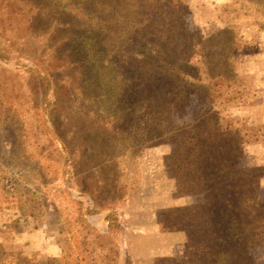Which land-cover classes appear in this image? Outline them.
<instances>
[{"label": "rangeland", "instance_id": "rangeland-1", "mask_svg": "<svg viewBox=\"0 0 264 264\" xmlns=\"http://www.w3.org/2000/svg\"><path fill=\"white\" fill-rule=\"evenodd\" d=\"M3 1V247L37 259L62 257L63 248L75 259L85 248L86 258L98 264H197L205 224L199 216H178L180 208L190 214L204 196L177 190V143L136 142L137 94L123 83L137 44L122 45L123 30L108 24L105 58L99 60L89 19L75 21L79 0ZM182 8L178 24L196 45L191 61H215L214 72L237 78L236 102L223 114L258 137L236 162L256 169L257 194L264 199V0H183ZM229 31L235 48L223 55L219 43H229ZM199 96L194 86L186 115L176 118L189 126L187 133L210 112L209 100ZM125 127L133 130L121 131ZM249 253L264 264V242Z\"/></svg>", "mask_w": 264, "mask_h": 264}, {"label": "trees", "instance_id": "trees-1", "mask_svg": "<svg viewBox=\"0 0 264 264\" xmlns=\"http://www.w3.org/2000/svg\"><path fill=\"white\" fill-rule=\"evenodd\" d=\"M182 3L183 0H79L73 5V12L80 24L89 19L87 30L94 36L91 43L95 44L99 60L105 58L108 24L123 30L122 45L130 49L137 44L126 63L128 76L123 83L137 94L133 113L137 112L140 138L136 142L177 143L173 156L177 190L204 196L201 204L190 207L192 216L184 211L186 208H180L182 213L178 216L182 221H195L199 216L205 224L197 264H260L249 252L264 242V199L257 194L256 169L240 168L236 162L246 145L258 137L248 135L245 127L236 126L232 116L223 114L236 102L233 85L237 78L221 70L214 72L215 61H191L196 45L189 42L186 27L179 26L177 21L183 12ZM3 4L0 0V7ZM219 34L211 35L207 42ZM228 35L229 43H219L223 55H228L226 49L231 48L233 53L235 48L232 31ZM148 49L152 51L147 54ZM104 64L105 61L101 63ZM194 86L200 98L209 100L210 112L189 129L191 134L187 133L189 126L178 124L176 118L186 115ZM49 87L47 81L46 88ZM115 125L112 123L111 128ZM132 130L125 127L121 131ZM85 244L91 242L87 240ZM84 251L85 248L78 252L75 259L65 248L62 257L27 258L22 253L7 251L0 242V264H98L89 261Z\"/></svg>", "mask_w": 264, "mask_h": 264}]
</instances>
